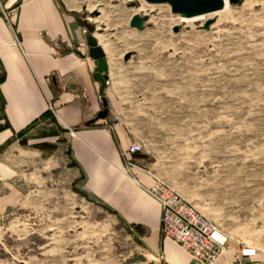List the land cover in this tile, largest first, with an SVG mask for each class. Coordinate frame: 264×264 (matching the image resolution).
Returning a JSON list of instances; mask_svg holds the SVG:
<instances>
[{
    "label": "rangeland",
    "instance_id": "1",
    "mask_svg": "<svg viewBox=\"0 0 264 264\" xmlns=\"http://www.w3.org/2000/svg\"><path fill=\"white\" fill-rule=\"evenodd\" d=\"M59 2L95 28L147 169L264 258V0L195 16L147 0ZM85 193L32 189L0 219V264H39L41 245H80L59 254L70 264L149 263L137 234Z\"/></svg>",
    "mask_w": 264,
    "mask_h": 264
},
{
    "label": "crops",
    "instance_id": "2",
    "mask_svg": "<svg viewBox=\"0 0 264 264\" xmlns=\"http://www.w3.org/2000/svg\"><path fill=\"white\" fill-rule=\"evenodd\" d=\"M0 2L14 11L7 20L0 7V74L6 73L0 84V219L26 206L32 189L67 183L114 210L137 234L150 264H200L163 237L161 205L145 190L156 180L146 171L135 169L139 181L124 172L127 159L144 163L148 157L129 153L139 135L123 118L109 55V115L92 121L104 109L101 83L94 78L95 60L78 49L86 39L74 13L59 0ZM48 110L53 115L43 118ZM35 120L23 137L17 135ZM231 242L232 258L240 248ZM41 248L39 264H70L74 257L59 254L80 245ZM231 258L223 255L216 264H233ZM240 264H264V258L244 257Z\"/></svg>",
    "mask_w": 264,
    "mask_h": 264
},
{
    "label": "built area",
    "instance_id": "3",
    "mask_svg": "<svg viewBox=\"0 0 264 264\" xmlns=\"http://www.w3.org/2000/svg\"><path fill=\"white\" fill-rule=\"evenodd\" d=\"M1 12L10 20L14 11H7L0 2ZM17 39V38H16ZM18 42V39L15 41ZM86 47L85 42L78 45V49ZM143 152V144L134 141L129 153L134 155ZM139 171H146L156 182L145 190L161 205V233L178 244L184 251L200 264H216L223 255L230 257L232 247L231 236L222 230L210 217L202 213L195 204L183 197L175 189L160 181L142 162L135 158L127 159L124 172L139 181ZM257 256L255 248L244 247L236 250L231 258L233 264H240L244 257ZM151 261H159V257H151Z\"/></svg>",
    "mask_w": 264,
    "mask_h": 264
},
{
    "label": "water",
    "instance_id": "4",
    "mask_svg": "<svg viewBox=\"0 0 264 264\" xmlns=\"http://www.w3.org/2000/svg\"><path fill=\"white\" fill-rule=\"evenodd\" d=\"M151 3H169L174 12H206L208 10H215L221 6V0H147ZM131 26L141 28L143 27V18L140 16L133 17ZM95 28L86 24L84 29L87 45L89 46V56L95 60L94 78L101 83L100 94L104 109L101 110L97 117L92 121L107 118L109 115V101L105 96V88L109 80V60L105 49L101 46L98 38L94 34Z\"/></svg>",
    "mask_w": 264,
    "mask_h": 264
},
{
    "label": "trees",
    "instance_id": "5",
    "mask_svg": "<svg viewBox=\"0 0 264 264\" xmlns=\"http://www.w3.org/2000/svg\"><path fill=\"white\" fill-rule=\"evenodd\" d=\"M5 78H6V73L5 72H3L2 74H0V84L5 80ZM53 114L51 113V111L50 110H48V111H46L43 115H42V117L43 118H47V117H49V116H52ZM41 117V118H42ZM38 120H35V121H33L31 124H29L27 127H25L24 129H22V130H20L18 133H17V135L19 136V137H23L27 132H28V130L32 127V125H34L36 122H37ZM93 122H90L89 124H92ZM7 126V125H6ZM22 141H24V140H22ZM41 146H49L50 148H52L53 147V145L52 144H49V143H43V144H41ZM0 149H2V147H0ZM80 192H82L81 190H80ZM83 193V192H82ZM85 195H88L87 193H85ZM107 207V206H106ZM111 212H113V213H115L114 212V210H112V209H110L109 207H107Z\"/></svg>",
    "mask_w": 264,
    "mask_h": 264
},
{
    "label": "bare ground",
    "instance_id": "6",
    "mask_svg": "<svg viewBox=\"0 0 264 264\" xmlns=\"http://www.w3.org/2000/svg\"><path fill=\"white\" fill-rule=\"evenodd\" d=\"M225 2H226V0H221V6H220L218 9H215V10H220V9H222L223 7H225V5H224ZM210 11H213V10H208V11L203 12V13H201V12H195V13H190V12H179V13H182V14L187 15V16H195V15L206 14V13H208V12H210Z\"/></svg>",
    "mask_w": 264,
    "mask_h": 264
}]
</instances>
